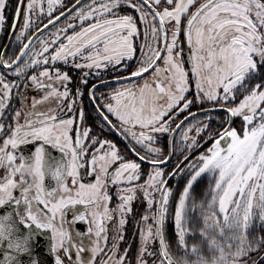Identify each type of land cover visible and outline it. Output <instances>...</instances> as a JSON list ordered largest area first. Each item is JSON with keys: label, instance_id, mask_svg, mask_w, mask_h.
Wrapping results in <instances>:
<instances>
[{"label": "snow or ice", "instance_id": "6c2138e0", "mask_svg": "<svg viewBox=\"0 0 264 264\" xmlns=\"http://www.w3.org/2000/svg\"><path fill=\"white\" fill-rule=\"evenodd\" d=\"M5 33L0 264H264V0H0Z\"/></svg>", "mask_w": 264, "mask_h": 264}, {"label": "flooded vegetation", "instance_id": "af4514ba", "mask_svg": "<svg viewBox=\"0 0 264 264\" xmlns=\"http://www.w3.org/2000/svg\"><path fill=\"white\" fill-rule=\"evenodd\" d=\"M14 2V0H13ZM8 40V36L7 34H0V46L3 45V43H5ZM78 226L82 227V225L78 222ZM134 226H135V221L133 220H129V224L126 226L127 227V232L126 235L128 236L129 239H131V234L134 231Z\"/></svg>", "mask_w": 264, "mask_h": 264}]
</instances>
